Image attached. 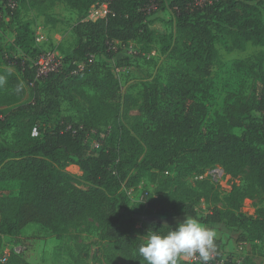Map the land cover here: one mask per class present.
<instances>
[{
  "label": "trees",
  "instance_id": "obj_1",
  "mask_svg": "<svg viewBox=\"0 0 264 264\" xmlns=\"http://www.w3.org/2000/svg\"><path fill=\"white\" fill-rule=\"evenodd\" d=\"M9 1L0 0V26L4 25L2 10L8 18L6 27L14 34L11 50L18 48L31 56L40 54L31 24L13 15L19 0H11L17 4L15 10L7 8ZM20 1L28 9H39L48 2ZM102 1L108 4L109 14L92 22L86 20L88 12L101 0H66L78 13L73 29L77 42L71 56L64 57L65 66L57 74L36 80L34 63L16 60L0 46V58L17 61L24 82L31 86L30 101L8 97L5 104L9 108L0 116V134L12 130V141L0 142V182L15 181L20 185L18 195L0 196V264H29L16 253L2 262L4 236L15 237L31 223L60 235L72 224L87 219L103 224L100 239L104 243V264H146L138 255L143 239L138 233L137 219L129 210L123 185L130 180V174L165 172L181 154H192L199 163L211 166L209 169L220 166L227 175L245 174L247 186L235 187L230 195L233 210L240 209L244 200L264 194V78L256 97L236 95L224 112L216 115V133L205 141L196 142L198 129L190 125L188 117L173 129L174 141L163 136L168 128L165 125L150 129L135 117L129 126L120 125L116 157H112L100 145H87L85 134L97 127L99 119L108 118L105 110L109 107L114 109L116 119L120 117L123 106L116 97L118 81L98 59L72 74L75 62L85 61L89 54L97 56L98 39H102L108 53L113 52L110 45L115 41H133L145 54L159 43L164 53L175 57L183 76V94L187 95L188 85L199 88L211 75L219 60L217 45L221 40H226L231 52L264 46V0H210L202 5L196 0H164L174 14V33L170 34L152 28L153 21L143 11L148 0ZM45 21L51 25L57 22L50 15L45 16ZM86 85L92 87L94 95L85 93ZM61 89L67 90L69 100L78 107L81 123L85 124L83 129L79 125L67 131V123L49 124ZM254 113L262 118H256ZM35 129L37 136H33ZM236 129L242 133L236 134ZM72 162L83 172L84 188L67 172ZM169 183L173 187L166 195L154 200L158 215L173 216L176 206L191 201L193 191L181 178L169 177ZM184 206L182 215L198 218L193 205ZM223 219L220 210L199 218L206 226L220 224ZM142 224L143 228L162 234L171 228L160 222L148 223L146 219ZM251 228L255 239L264 236V209H259ZM215 244L219 247L218 242ZM248 260L245 264H250ZM178 264L190 263L178 260Z\"/></svg>",
  "mask_w": 264,
  "mask_h": 264
},
{
  "label": "rangeland",
  "instance_id": "obj_2",
  "mask_svg": "<svg viewBox=\"0 0 264 264\" xmlns=\"http://www.w3.org/2000/svg\"><path fill=\"white\" fill-rule=\"evenodd\" d=\"M207 1L210 0H196L199 5ZM97 10L99 15L105 14L100 5ZM143 11L153 21V29L163 34L174 33V14L164 0H148ZM2 14L4 25L0 26V46L6 55L10 51L14 59H28L34 66L45 49L58 51L66 58L71 56L77 42L73 29L78 23V13L67 5L66 0H48L39 9H28L18 1V8L13 15L29 22L35 36L43 38L41 42L36 41L40 50L36 56L25 55L18 48L11 50L14 34L6 27L8 18L1 10ZM46 15L55 18L57 22L47 24ZM95 43L100 65L106 66L118 81L116 97L123 107L118 119L115 118L114 109L112 111L109 107L105 110L108 111V118L99 119L97 127L86 131L85 143L102 146L112 157H116L114 149L118 145L120 125L129 126L134 123L135 117H139L150 129L165 125L168 128L163 136L172 141L175 140L173 129L188 117L190 125L198 129L196 142L205 141L216 133V115L222 114L236 95L256 97L262 86L261 79L264 78V46H248L244 51L231 52L226 40H221L217 45L219 60L213 66L211 75L199 88L188 85V94L184 95L183 76L178 63L173 55L162 51L159 43L153 44L148 54L143 53L141 46L133 41L125 45L133 44L136 54L120 47L118 51L108 53L109 49H106L102 39ZM83 90L87 94H95L91 86L86 85ZM8 97L21 98L22 102L30 101L31 86L24 82L17 61L10 62L3 56L0 58V116L9 108L5 104ZM57 101L58 106L49 124L56 126L67 123L72 128L80 125L79 129H83L84 123L79 118L78 107L69 100L66 89L60 90ZM152 115H156V118L152 119ZM254 115L258 119L262 118L258 113ZM235 133L240 135L242 130L236 129ZM1 141L11 142L12 130L0 134ZM210 167L199 163L192 154H181L165 172L130 174V180L124 183L123 191L129 198V210L137 219L138 233L144 237L150 230L143 228L142 221L145 219L148 223L160 222L175 230L187 217L182 215L184 205H193L198 216L196 219L203 226L206 225L199 218L220 210L224 213L223 221L206 227L216 230L215 242L219 243L223 255L242 257L245 261L249 259L250 264H264V236L255 239L250 234L257 212L264 209V194L252 200H244L240 209L233 210L230 195L235 187L244 189L247 186L245 174L228 172L227 179L215 187L206 177ZM67 172L80 187H85L83 172L75 162L69 164ZM169 177L181 178L186 187L193 191L192 198L188 203L176 206L173 216L158 215L153 203L163 198L173 187ZM19 188V183L15 181L0 182V196H16ZM102 230L103 224L93 219L74 223L67 232L60 235L31 223L17 236L2 238V253H7L10 258L16 253L15 250L21 252L20 258L29 264H104V243L100 239Z\"/></svg>",
  "mask_w": 264,
  "mask_h": 264
},
{
  "label": "clouds",
  "instance_id": "obj_3",
  "mask_svg": "<svg viewBox=\"0 0 264 264\" xmlns=\"http://www.w3.org/2000/svg\"><path fill=\"white\" fill-rule=\"evenodd\" d=\"M216 237L215 229L201 225L193 216H187L175 230L168 228L166 234L149 230L142 237L143 243L137 251L146 264H178L181 257L197 254L202 264H208L210 250L216 246Z\"/></svg>",
  "mask_w": 264,
  "mask_h": 264
},
{
  "label": "built area",
  "instance_id": "obj_4",
  "mask_svg": "<svg viewBox=\"0 0 264 264\" xmlns=\"http://www.w3.org/2000/svg\"><path fill=\"white\" fill-rule=\"evenodd\" d=\"M103 8L105 14L99 15V11L97 10V6ZM7 8L11 10H15L17 8V4L13 1H9L7 4ZM109 14L108 4L105 1L97 3L93 8H91L88 12V17L86 20L94 22V20H99L105 18ZM43 38L36 37V41L41 42ZM128 49L130 53H137L136 48H134L133 44L125 45L121 42L115 41L110 45L111 50L118 51V48ZM97 61V56L94 54H89L85 61L75 62V69L72 74L76 75L79 72L83 71L87 66L93 64ZM65 66L64 56L55 51L53 49H45L38 58L36 63V80H42L47 78L52 74H57L60 72ZM67 131L73 130L72 126L66 127ZM75 133V131H74ZM38 132L35 129L33 131V136H37ZM227 174L225 170L220 166H215L207 171L206 177L209 181L216 185H220L222 181L227 179ZM216 245V244H215ZM16 254H21V252L16 251ZM8 260L7 253L3 254L2 262H6ZM179 260L190 263V264H202L200 261L198 254L196 256L189 257H181ZM208 264H245V259L242 257L230 258L228 256L223 255L218 246H215L214 249L210 250V260Z\"/></svg>",
  "mask_w": 264,
  "mask_h": 264
}]
</instances>
